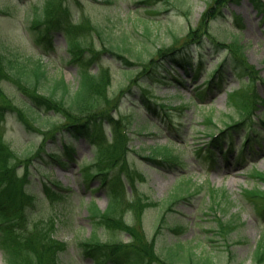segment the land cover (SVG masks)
Segmentation results:
<instances>
[{"label":"rangeland","instance_id":"rangeland-1","mask_svg":"<svg viewBox=\"0 0 264 264\" xmlns=\"http://www.w3.org/2000/svg\"><path fill=\"white\" fill-rule=\"evenodd\" d=\"M44 1L0 0V9L5 10H0V43L24 62L41 58L44 64L37 61L27 68L31 71L45 68L49 75L39 92L32 91L12 74L0 76V105H3L0 107L3 113L0 138L28 156L23 162L12 160L14 173L17 177L25 176L27 181L22 186L20 180H16L14 185L39 195L36 208L45 216L24 220L26 209L32 207L19 193L13 201L6 202L13 214L0 224V264H6L1 237L3 227L11 224L7 220L30 230V225L44 218H58L56 237L66 244L59 255L62 264L95 263L85 252L83 243L95 228L103 241L129 240L127 232L97 226L90 217L92 201L105 209L112 199L108 194L109 186L101 185L103 176L89 179L88 174V179L84 177L87 168L93 169L89 161L97 151L98 136L103 137L107 146L115 144L107 150L110 155L106 154L107 146L104 147V158L112 155L116 159L107 164L104 172L109 181L121 178V186L117 187L119 195H114L116 213L140 225L158 247L182 242L185 248H191L193 259L185 256L177 264H210V261L205 263V255L213 264H258L254 252L264 240V199L248 190H264V180L256 176L258 171L264 170V130L252 132L254 127L264 128L263 109H257L252 119L246 117L232 132L233 150L227 154L218 147L209 151L211 135L237 120L239 113L225 92L204 88V82L207 71L211 72L215 64L233 58L230 45L237 46L239 40L245 47L246 62L264 79V11L257 8L253 0L220 3L217 0H56L53 2L57 6L48 15L50 23H37L34 18ZM210 5L222 15L209 22L206 33L189 37V28L197 27ZM68 22L86 28L82 37H87L98 52L88 70L106 79V95H97L96 104L89 107V112H75L72 116L74 123H88L87 138H72L73 134L62 129L73 118L58 108L62 107L59 103L49 108L35 107V111L30 108L35 100L32 93L53 96L52 88L61 78L71 91L78 87L80 67L70 61L65 33ZM87 23L101 24L104 33ZM111 36L127 49L131 48L129 53L125 52L132 61L131 66L123 64L116 54L107 50ZM188 40L194 42L190 45L193 61L200 57L202 61L196 77L172 65H166L168 69L159 66L155 73L149 69L150 59L161 49L182 46ZM217 41L227 48H219ZM234 59L230 75L224 78L227 89L255 88L264 98V81H249L247 76L241 75L242 59ZM175 71H178L177 78L169 75ZM156 77L167 78L158 80ZM140 78L153 81L155 99L165 97L164 102L171 107V121H164L138 105L137 100L144 92L151 91L149 86L139 82ZM61 93L58 90V94ZM112 117L120 121V132L114 131ZM249 133L255 138L253 144L242 139ZM65 138L72 139L75 151L72 158L63 154L65 163H59L49 153L59 150ZM164 148L177 156L171 160L173 162L161 166L147 159ZM227 148L224 141L223 150ZM249 148L244 158L240 151ZM52 181L69 190L63 191ZM44 182L59 194L64 193L66 198L59 202L58 197L44 194ZM213 187L217 190H212ZM61 203L67 205L68 212L60 210L58 204ZM222 220L234 223L232 232L227 235L222 233ZM176 228L183 229L177 232Z\"/></svg>","mask_w":264,"mask_h":264},{"label":"trees","instance_id":"trees-1","mask_svg":"<svg viewBox=\"0 0 264 264\" xmlns=\"http://www.w3.org/2000/svg\"><path fill=\"white\" fill-rule=\"evenodd\" d=\"M53 1L56 0L44 1L42 9L36 14L34 21L37 23H50L51 18H48L50 10L57 6ZM224 1L225 0H217L218 3ZM253 1L257 8L264 11V2H261L260 0ZM214 7L215 6H211L206 10L197 27L189 28V37H199L202 32H205L210 19L214 18L217 14ZM42 16L44 18L46 17V19H43ZM87 24L100 33H104V29L101 24ZM85 30V27L71 24V22L67 23L65 29V33L68 35L70 60L78 64L80 67L78 87L74 91H71L64 78H61L55 82L52 88L51 95L53 96L47 97L39 93L33 94L31 92L32 97H34L35 100L33 102L34 105H30V108L34 111L35 107L39 109L41 106L49 108L59 103L62 107H57L62 109L61 111H64L65 115L72 117L76 115L75 112H89V107L96 104V97L106 95L105 77H100L101 74L93 73L88 70L89 65L94 62L98 52L94 48L93 44L90 45L87 37H82ZM109 40V46L106 47L107 50L116 54L122 60L123 64L131 66L132 61L125 55V52L129 53L131 48L128 47L127 49L126 45L117 42L112 36ZM188 43L189 40L187 41V44L184 45L186 47L174 46L171 48L161 49L159 54L153 55L150 59L149 69L151 68V70L154 71V69H157L159 66H165V64L168 63L179 65L186 71L188 68L194 69V64H192L190 59H188V52H190L188 49ZM218 44L221 48L226 47L223 45V42H218ZM230 46H232L233 49V58H241L243 61V65L241 66L243 73L241 75H249L253 81L259 79L264 81V79L258 74L255 67L246 62L243 45L238 44L237 46ZM87 52H92V56L85 55ZM233 58L230 57L227 61ZM226 64V62H223V64L221 63L218 66L216 65V70L214 71H217L218 73L220 72L221 75L226 73V68L229 66H226ZM29 65V63L22 61L17 54L9 51L4 43H0V76H2V74H12L16 76L19 81L25 82L27 84L25 85L26 87L29 86L32 91L35 90L36 92H39V87L43 86L44 82L49 80V75L45 68H39L32 71L28 70L27 66ZM139 82L144 83L146 86L151 88V91L144 92L142 97L138 100V104L140 106H146L153 110L158 109L159 112L164 110V108L167 109L165 104L162 102V99H155L153 97L152 89L154 87L152 85V81H149V79L146 78H140ZM214 84L215 87L219 89L224 87V85L218 81H215ZM58 90H61L62 92L60 95L58 94ZM241 90L242 91L236 90L231 92L230 98L234 101V103L236 101L235 108L237 112L240 115H244V113L246 114L254 109V104L260 99V97L255 91L250 93L252 89H249L248 92L241 87ZM159 102H162V104L159 105ZM0 107H3V105H0ZM248 109L250 110L248 111ZM2 114V110L0 109V118ZM72 118L73 120L65 124L62 129L75 135H87L89 131L88 123H74L73 121L75 119L74 117ZM112 119L114 131L116 133L117 131L120 132V121L114 119L113 117ZM241 121V118H239L238 120L232 122L231 126L239 125ZM98 128L103 132L101 126ZM113 137L116 139V135ZM97 139L98 148L95 152L96 158L94 159L96 160V169H94L93 172L96 175H99L103 174L105 167L110 161H114L116 159H113L112 155L104 158V147L107 145L104 144L102 136H98ZM112 147H115V144L108 145L106 147L107 155H110L107 150H110ZM63 148L71 150L68 145ZM61 152H63L61 149L60 151H52L50 155L53 158H58L61 155ZM157 153L161 154L164 158L174 157V153L168 149L159 150ZM27 158L28 156H23L20 152L13 149L10 144L4 142L0 138V219L3 221H6L5 218L7 216L13 214L11 209L12 207L10 206V208L9 205H6L5 203L7 201H13L17 197L18 193L25 196L26 203L30 204L32 207V209L29 207L26 209L23 215L24 220L27 218L28 220L35 218L36 215L45 217L41 215V209L38 207L36 208V202H38L39 197L26 189L24 190L23 187L18 188L14 185L16 180H20V184L23 186L26 177H17L14 173V167L12 166L14 163H12V160L15 161L18 159L19 162H23ZM106 159L108 160L105 161ZM257 174L259 175V178L264 180L263 172H257ZM20 184L18 186H21ZM46 189L51 198H53V196L58 197V200L65 198L63 193L59 194L57 190H53L49 187H46ZM111 190L114 193V186H112ZM248 191H250L252 195L264 199V190L255 188L252 190L249 189ZM262 206L264 208V200ZM64 208L66 209L67 206L64 205L60 210ZM117 211L118 209L115 197H112L111 203L104 210L100 209L96 203L92 204L91 217L97 226L103 225L108 229H120L130 235V239L127 242L123 240L119 242H109L103 241L101 237H99L98 231L94 229L90 237H88L83 243L85 246V252L96 259V264H108L110 261H113L115 264H177L180 260L184 259L185 256L186 258L188 257L187 259H191L193 257L194 253L191 248H185L183 243H178L172 246L164 245L158 250L155 245V239H152V237L150 238L148 234L141 229L140 225L138 226L126 221L123 215L116 213ZM18 215H20V213ZM20 217L21 216H19L18 219ZM18 219L16 221H18ZM13 222L14 221L12 220L9 221L11 224H8L4 227L5 229L2 230L1 245L5 250L7 264H62L61 257L59 255L65 248L66 244L56 237L58 224L60 222L58 218H55L54 216L44 218L42 221L36 222L35 225H30V230H25L26 228L22 229L23 226H20V224H14ZM220 226L222 228V233L227 235L232 232L234 223L222 220ZM209 261L210 264H213L212 260H209L208 257H206L205 263H208ZM255 261L258 264H264V242L259 243L255 250Z\"/></svg>","mask_w":264,"mask_h":264}]
</instances>
